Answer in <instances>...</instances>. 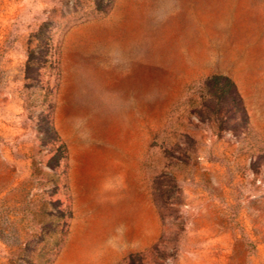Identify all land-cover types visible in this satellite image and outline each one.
Segmentation results:
<instances>
[{"label":"rangeland","instance_id":"obj_1","mask_svg":"<svg viewBox=\"0 0 264 264\" xmlns=\"http://www.w3.org/2000/svg\"><path fill=\"white\" fill-rule=\"evenodd\" d=\"M89 205L116 264H264V0H0V264Z\"/></svg>","mask_w":264,"mask_h":264},{"label":"crops","instance_id":"obj_2","mask_svg":"<svg viewBox=\"0 0 264 264\" xmlns=\"http://www.w3.org/2000/svg\"><path fill=\"white\" fill-rule=\"evenodd\" d=\"M128 98L130 97L127 91H118L112 100L121 105V102H126ZM81 209L78 208L75 223L69 229L62 250L53 264H116L127 243L143 245L147 242V237L142 232H125L120 235L116 222L110 220L100 223L92 216L83 217L84 211L94 210L93 205H89L85 210ZM141 228L144 231L145 225L141 224Z\"/></svg>","mask_w":264,"mask_h":264},{"label":"trees","instance_id":"obj_3","mask_svg":"<svg viewBox=\"0 0 264 264\" xmlns=\"http://www.w3.org/2000/svg\"><path fill=\"white\" fill-rule=\"evenodd\" d=\"M39 59H33L32 55H28V60H27V64H26V74H25V79L28 81L33 80L34 78H37V75H34V73L32 72V67L38 66L40 63ZM217 80H222L224 82L225 85V92L227 93H233L238 97L237 91H236V87L235 85L228 79V78H222V77H213L209 82L211 81H217ZM240 101V100H239ZM62 150L64 151V146L61 145ZM64 153V152H63Z\"/></svg>","mask_w":264,"mask_h":264}]
</instances>
